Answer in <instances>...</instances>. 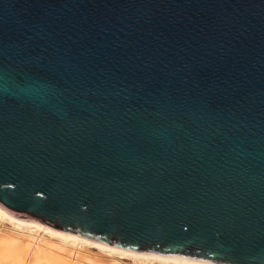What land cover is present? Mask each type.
<instances>
[{
  "label": "water",
  "instance_id": "1",
  "mask_svg": "<svg viewBox=\"0 0 264 264\" xmlns=\"http://www.w3.org/2000/svg\"><path fill=\"white\" fill-rule=\"evenodd\" d=\"M0 205L264 264V0H0Z\"/></svg>",
  "mask_w": 264,
  "mask_h": 264
},
{
  "label": "rangeland",
  "instance_id": "2",
  "mask_svg": "<svg viewBox=\"0 0 264 264\" xmlns=\"http://www.w3.org/2000/svg\"><path fill=\"white\" fill-rule=\"evenodd\" d=\"M7 214L23 222L27 220L25 218L17 217L18 215L14 213L12 215L7 212ZM1 229L8 232V234L15 233L19 237L13 241L0 242V264H61L57 263L60 262V259L61 261L68 259V256L64 255V253H70L72 257L74 256V259L72 258V263L70 261L69 264H79L75 259V253H77V250L74 246L69 243L61 242L57 236H52L42 229L36 231L34 228L28 227L26 223L19 224L16 221H9L0 218V230ZM27 235L36 237L34 239V245H30L31 240L33 241V239L28 238ZM75 246L77 249L88 251L91 259H93L96 264H112V261H120L123 264H175L169 262L138 260L137 258L130 256L100 251L94 246H85L77 243ZM96 261L99 262L97 263ZM94 262H92V264H95Z\"/></svg>",
  "mask_w": 264,
  "mask_h": 264
},
{
  "label": "bare ground",
  "instance_id": "3",
  "mask_svg": "<svg viewBox=\"0 0 264 264\" xmlns=\"http://www.w3.org/2000/svg\"><path fill=\"white\" fill-rule=\"evenodd\" d=\"M5 210L13 215L12 212H10L6 208H4L2 205H0V218L1 219H5V220H9V221H16L19 224L26 223L28 225V227L34 228L36 231L39 229H42L43 231L49 233L52 236L53 235L57 236L61 240V242L69 243L70 245L74 246L77 250V253H75L74 251L73 252L76 254L75 259L78 261L79 264H92V262H94V261H93V259H91L90 253L88 251L77 249V247L75 246L76 243L80 244V245H85V246L86 245L87 246H94V247H97L100 251H106L108 253H117L118 255H123V256H130L133 258H137L138 260L141 259L143 261L147 260V261L169 262V263H175V264H219V263L201 260V259L181 257V256H172V255H165V254H157V253H150V252H143V251H139V250L121 247V246L114 245V244H111L108 242L95 240L93 238L84 236V235L79 234L77 232H72V231L60 229V228L51 226L49 224H46L44 222L38 221L36 219L17 216V217L27 219L25 222H23L21 220H18V219L11 217L9 214H7V212ZM14 216H16V215H14ZM6 235H7V237H6ZM27 236H28V238L33 239V241L31 240L30 245H34V239L36 237L30 236V235H27ZM17 237H19V236L16 235L15 233H11V234L9 233L8 234V232H6L5 230H2V229L0 230V242L1 243L5 242V241L8 242V241L16 240V239H18ZM69 254L70 253H67V254L64 253V255L68 256V259L67 260L64 259V261H61V259H60V262H57V263L69 264L70 261L72 263L74 256L72 257V255L71 254L69 255ZM61 258H63V257H61ZM112 264H123V263L120 261H112Z\"/></svg>",
  "mask_w": 264,
  "mask_h": 264
}]
</instances>
